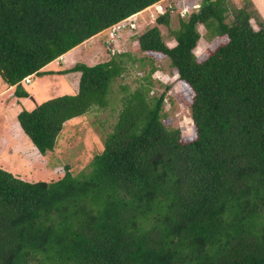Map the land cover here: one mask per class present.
Segmentation results:
<instances>
[{
    "label": "trees",
    "instance_id": "obj_1",
    "mask_svg": "<svg viewBox=\"0 0 264 264\" xmlns=\"http://www.w3.org/2000/svg\"><path fill=\"white\" fill-rule=\"evenodd\" d=\"M157 1L0 0V76L29 97L25 77L55 73L42 69ZM172 13L169 45L160 25ZM154 20L136 39L192 88L195 139L165 124L152 66L78 174L67 167L31 182L0 167V264H264V18L252 0H201L185 16L166 10ZM200 24L209 38H228L203 61ZM127 55L57 71L80 72L78 91L17 113L40 154L69 119L107 106Z\"/></svg>",
    "mask_w": 264,
    "mask_h": 264
},
{
    "label": "rangeland",
    "instance_id": "obj_2",
    "mask_svg": "<svg viewBox=\"0 0 264 264\" xmlns=\"http://www.w3.org/2000/svg\"><path fill=\"white\" fill-rule=\"evenodd\" d=\"M172 1H175V5L178 9L181 7V4L186 5V3L189 2V0ZM229 1L239 7L243 6L246 2V0ZM252 1L264 18V0ZM164 3H167V1H164ZM152 9L153 8L144 9L141 12L136 13V17H139L140 24L138 33L129 34L126 32L125 38L119 43V48L121 50L119 53H128V55L124 57L127 69L113 82L107 95V106L104 108L95 107L88 113V116L80 115L74 118L73 122L66 125L60 132L53 151H50L45 155L40 154L36 147L32 145L28 136L25 134L27 136L25 137L21 133V127L18 124L15 111H18L19 107L23 109L21 98H24L16 97L14 93L16 87L7 92L6 89L8 85L6 82H3V79L0 76V132L7 131L8 133H5L10 135L11 140L13 136L15 137L14 141H16L17 144L28 145L32 150L30 153L31 161L23 158L20 162L19 156L17 157L14 156L16 154L7 152L4 153V150L1 148L0 158H3V161L0 162V167L31 182L39 180H56L64 175L67 167L70 168V171L73 174H78L81 170L87 168V165L95 154L102 151L105 137L111 132L118 118L123 98L143 83L144 78L142 77L149 72L152 66L158 67L159 70L155 71L152 75L154 83L151 95H159L163 91H166L167 95L164 104V112L166 114L165 124L170 127L180 128L182 140L184 142L195 139V127L189 109V105L194 95L192 88L178 77L168 58L162 60L161 55L156 52H143L136 39L139 33L157 24L154 18L151 19L149 17V13ZM252 24L255 27L257 26L254 20H252ZM178 26L179 17H177L175 13H172L168 26L160 25L163 36L169 45L175 44L171 31ZM198 28L202 36L195 52L199 61H203L213 53L220 44L225 43L228 38L224 35L211 39L209 38L204 25L200 24L198 25ZM217 38L220 40L218 39L215 43L214 41ZM90 43H92V46L97 47L98 50L99 56L95 61H108L118 54L111 55L106 51L104 33L96 37ZM90 43L88 46L91 47ZM84 49L85 48L82 46H79V48L72 52V55H78L80 50ZM85 50L89 51L88 49ZM81 58L82 57H77L76 60H79L77 62H81L80 60H83ZM69 59L70 58L66 59L63 66L68 64L67 60ZM34 80L35 77L33 76L30 78L29 82H22L23 87L30 93L33 91L32 84L34 83ZM79 80L80 78L76 81V77L67 76V82H72L74 85H77ZM61 83L63 84L62 81ZM44 88L45 90L40 94L41 98L47 96L50 92H53L51 86L44 85ZM70 90L66 91L64 94L72 92ZM28 103L30 104V102ZM15 125L20 128L16 129ZM22 137L24 138L23 140ZM28 140L31 144H28ZM0 144L5 145L4 142ZM7 165L14 167V170L18 173L11 168L9 169Z\"/></svg>",
    "mask_w": 264,
    "mask_h": 264
},
{
    "label": "crops",
    "instance_id": "obj_3",
    "mask_svg": "<svg viewBox=\"0 0 264 264\" xmlns=\"http://www.w3.org/2000/svg\"><path fill=\"white\" fill-rule=\"evenodd\" d=\"M103 33H104V31L94 35L93 37H91L87 40H85L83 43L79 44L78 46H76V47L72 48L71 50H69L68 52L64 53L59 58L48 63L42 69V71H54L55 73L44 74L41 76L34 75L35 80H34V83L32 84L33 91H32V93H30L31 95L29 97H23L24 99L21 98L22 107L27 108V109H32L35 107L36 104H38L44 100H47L49 98H52L54 96L62 95L70 89H71L70 91H72V92H70V94L76 93L78 91L79 83L77 85H74L72 82H67V76H74V77H76V81H77L80 78V72H70V73H66V74H59L56 72L59 70H64V69H67V68L74 66L77 63V61H79V60H76L77 57H82L81 59H83V60H80V61L82 63H86L88 65H93V64H96L98 62L106 61V60L95 61L96 58L99 56L98 50H97V47L92 46V43H90L92 40H94L96 37H98L99 35H101ZM89 43L91 44V47L88 46ZM79 46H82L83 48L88 49L89 51H87L85 49L80 50V53H78V55L73 56L72 52L74 50H76L77 48H79ZM67 58H70L69 60H67L68 64L63 66V64L66 62ZM61 81L63 82V84L61 83ZM7 85H8V87L6 89L7 92H9L10 90H13L15 88L14 85H9V84H7ZM44 85L51 86L53 92H50L47 96L41 98L40 94H41V92H43L45 90ZM28 102H30V104ZM20 110H21V108L19 107L18 111L17 110L15 111L16 116ZM88 113H86L87 115L86 114H84V115L88 116ZM74 118H76V117H74ZM74 118H71L67 122H65L63 128H65L66 125H69V123L73 122ZM15 127H16V129L20 128V127H17L16 125H15ZM14 131H16V130H14ZM20 131L25 137H27L25 135V133L23 132L22 128H20ZM5 132H7V131H5ZM5 132H3V131L0 132V141H1L0 143H2V142L5 143V145L0 144V150L2 148L4 150V153L7 152V153H11V154H16L14 156H17V157L19 156L20 162L22 161L23 158L25 160L31 161V154H30L32 152L31 148L28 145L17 144V142L14 141L15 137L12 136V140H11L10 135L6 134ZM23 139L24 138L22 137V140ZM30 141L28 140V144H31ZM32 145H33V143H32ZM2 161H3V158H0V162H2ZM2 166H4V165H2ZM7 167L9 169L11 168L13 171H15L14 167H12L11 165H7ZM16 173H18V172H16Z\"/></svg>",
    "mask_w": 264,
    "mask_h": 264
},
{
    "label": "built area",
    "instance_id": "obj_4",
    "mask_svg": "<svg viewBox=\"0 0 264 264\" xmlns=\"http://www.w3.org/2000/svg\"><path fill=\"white\" fill-rule=\"evenodd\" d=\"M164 1H167V3H164ZM200 1L201 0H189L186 5L181 4V7L178 9L175 5V1L173 2L172 0H160L145 9L153 8L149 13V17L151 19L155 18L159 14H165L166 10H169L171 12H179L182 16H185L193 9L199 8ZM136 16V14H133L129 17H126L104 30L105 48L109 54L115 55L121 52L119 43L122 39L125 38L126 32L129 34H133L136 30H139V17ZM30 78H32L30 75L25 77L23 82H29Z\"/></svg>",
    "mask_w": 264,
    "mask_h": 264
}]
</instances>
